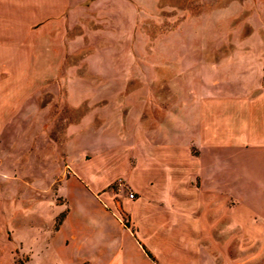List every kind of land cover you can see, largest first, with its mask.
Instances as JSON below:
<instances>
[{"label":"crops","instance_id":"crops-1","mask_svg":"<svg viewBox=\"0 0 264 264\" xmlns=\"http://www.w3.org/2000/svg\"><path fill=\"white\" fill-rule=\"evenodd\" d=\"M35 1L40 14L33 21L41 25L33 31L34 71L57 69L67 54L64 45L41 42L60 38L52 33L62 20L90 33L83 48L90 47V71L103 73L102 81L115 85L121 54H151L134 42L147 37L142 23L161 0ZM194 2V15L180 10L189 47L155 52L162 65L175 64L182 87L177 112L162 113L159 134L132 121L127 144L105 152L104 138L88 140L89 147L97 145L92 160L71 156L73 171L61 179L68 201L62 219L54 227L41 224L28 244L20 237V254L30 264L35 247L50 264H264V0ZM9 13L2 22L20 23ZM70 48V54L77 50ZM191 145L197 155L189 152ZM126 151L134 156L131 169ZM112 157L120 158L117 168ZM77 165L98 168L81 174ZM121 177L135 197L116 207L105 189ZM194 177L199 187L192 186ZM4 235L0 226V264H10Z\"/></svg>","mask_w":264,"mask_h":264},{"label":"rangeland","instance_id":"rangeland-1","mask_svg":"<svg viewBox=\"0 0 264 264\" xmlns=\"http://www.w3.org/2000/svg\"><path fill=\"white\" fill-rule=\"evenodd\" d=\"M39 9L35 0H0V226L5 227L4 236L10 242V264H30L28 256L20 254V237L28 244L41 224L54 227L62 219L68 201L60 186L62 177L73 171L71 156L92 160L98 153L92 148L96 143L90 148L88 140L104 138L103 151L107 152V148L128 143L132 121L159 134L162 113L177 112V94L182 87L176 83L175 64L162 65L163 56L155 52L175 53L178 46L190 41L184 37V30L189 28L182 24L185 13L180 10L188 9L193 15L197 10L194 0H161L159 10L142 23L147 37L134 42L152 49L151 54H136L134 65L127 63L133 59L131 55L121 54L124 64L113 85L112 81H102L103 73L90 71L86 54L91 49L83 48L91 43L90 33L84 35L83 25H70L64 20L52 33L53 38L55 33L60 38H54L53 43L41 42L52 48L64 45L67 54L61 56L57 69L33 70V31L41 25L33 18L40 14ZM8 13L19 17L20 23L2 22ZM181 27L182 39L177 33ZM128 42L122 40V45ZM71 46L77 49L72 54ZM168 57L171 60L176 55ZM146 58L154 59L152 64ZM189 152L198 154L193 145ZM123 158L128 169L134 167L129 151ZM111 162L115 168L120 158L112 157ZM77 168L87 174L98 167ZM191 184L199 187V179L194 177ZM72 189L76 187L72 185ZM105 190L116 207L131 192L124 177ZM118 214L127 223V213L121 206ZM38 250L35 247L32 264H50L49 259L36 253Z\"/></svg>","mask_w":264,"mask_h":264},{"label":"built area","instance_id":"built-area-1","mask_svg":"<svg viewBox=\"0 0 264 264\" xmlns=\"http://www.w3.org/2000/svg\"><path fill=\"white\" fill-rule=\"evenodd\" d=\"M129 197H130V198L135 197L134 193H133V192H130Z\"/></svg>","mask_w":264,"mask_h":264}]
</instances>
